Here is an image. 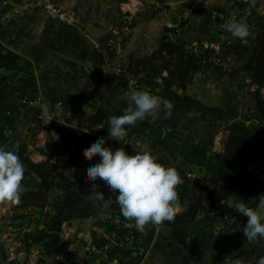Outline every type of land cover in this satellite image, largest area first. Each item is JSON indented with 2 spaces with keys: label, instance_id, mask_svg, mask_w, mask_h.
<instances>
[{
  "label": "crops",
  "instance_id": "crops-1",
  "mask_svg": "<svg viewBox=\"0 0 264 264\" xmlns=\"http://www.w3.org/2000/svg\"><path fill=\"white\" fill-rule=\"evenodd\" d=\"M0 2V53L16 59L22 69L0 66V147L17 154L26 146L28 157L36 163L47 161L51 151L52 121L65 122L66 113H72L77 132H87L86 124L95 113L93 104L107 103L128 109L124 98L131 93L135 80L121 73L132 57L153 54L160 46L167 28L183 19L187 29L184 35L188 45L203 50L211 49L216 41L218 22L215 11L232 9L234 0H160L164 10L154 9L155 0H3ZM134 13L129 32L121 7ZM257 11L251 0H242ZM246 22L252 32L245 41L229 34V43L219 53L206 57L187 93L208 106H224L240 99V84L250 82L242 66L248 47L255 37L256 28ZM171 25V26H169ZM220 55L221 59L217 58ZM214 57L221 72L214 70ZM166 71L164 72V76ZM168 73V72H167ZM161 82V79H158ZM253 87V86H252ZM88 110V111H87ZM64 116V117H63ZM177 129L184 141L204 140L212 146L216 134L215 151H221L223 131L215 132L217 123L197 114H186L174 107L171 117L163 112L149 116ZM100 128V126L98 127ZM212 132V135L208 136ZM97 138L106 135L93 133ZM107 139L106 147L124 148L130 155L147 146L158 160L174 166L189 177L201 174L197 166L185 162L182 155L174 160L147 137H134L124 146ZM183 141V142H184ZM181 147H185L181 143ZM187 148V147H185ZM68 158V156L66 157ZM100 157L86 158L69 170L54 175L53 187L48 194L46 223L36 243L26 239L37 226L40 209L22 207L27 192L35 190L40 178L25 167L22 181L24 191L18 204L0 201V263L2 264H98L82 259L76 245L67 239L74 230L91 228L103 214L106 206L116 199L106 184L97 180V191L105 201L93 200L92 182L87 178L89 166ZM238 199L219 203L232 213ZM176 213L182 211L179 202L173 205ZM206 201L196 220L189 226V238L179 244L172 230L163 227L156 232L154 245L148 248L136 263L121 259L119 264H258L264 256V238L249 243L245 236L219 227L218 218ZM26 215L30 224L19 226L17 215ZM67 224L63 229L62 224ZM44 245V254L37 255L38 245Z\"/></svg>",
  "mask_w": 264,
  "mask_h": 264
},
{
  "label": "trees",
  "instance_id": "trees-1",
  "mask_svg": "<svg viewBox=\"0 0 264 264\" xmlns=\"http://www.w3.org/2000/svg\"><path fill=\"white\" fill-rule=\"evenodd\" d=\"M239 5L243 8L248 6L246 2H239ZM250 23L256 28V33L244 57L242 69L248 73L251 85L256 87L253 91L256 118L238 117L229 105L227 108L208 106L187 93L189 85L203 67L205 58L211 57L214 52L205 49L201 55H196L187 49L188 43L184 37L171 41L166 34L163 35L159 48L153 54L132 57L127 68L120 70L135 80L132 91L147 90L170 100L177 111L200 115L217 124L226 125L229 130L223 151L211 150L203 139L184 141L175 126L168 128L167 124L159 120L153 122L151 117L138 121L131 127L124 141L114 140L115 145L124 146L134 137H147L152 140L154 146L161 147L174 160L177 158L176 154L182 155L186 163L200 169L201 174L196 177H189L185 171L180 172L184 182L177 187L179 198L176 202L181 204L182 211L176 213L174 221H166L161 226L171 228L172 237L179 244L188 240L189 226L196 220L206 201L213 207L222 201L227 202L235 198L246 206L255 208L259 196L264 194V160L259 163L264 156V14H258ZM185 24L186 21H183V25ZM171 31L174 32L175 28H167V32ZM217 58L221 59L220 55ZM0 66L22 69L16 59L2 53ZM213 67L218 73L221 72L218 65ZM165 71L168 72L167 76H164ZM158 79H161V82ZM91 106L95 113L87 121V132L79 134L72 119L50 123V128L57 138L51 139V151L47 154V161L33 162L28 157L26 146H20L17 152L23 165L40 178L37 188L25 194L21 205L40 209L37 226L31 232L25 233L31 244L36 243L43 232L38 228L42 222L46 223L48 217L45 208L48 194L53 187L54 175L84 161L87 158L83 154L84 150L97 139L93 133L108 136L109 118L113 115H123L127 110L122 106L107 103ZM181 143L187 148L181 147ZM257 163L258 173L249 169ZM26 217L22 214L15 216L19 226L31 223L26 221ZM155 230L156 228H153L151 238Z\"/></svg>",
  "mask_w": 264,
  "mask_h": 264
},
{
  "label": "clouds",
  "instance_id": "clouds-1",
  "mask_svg": "<svg viewBox=\"0 0 264 264\" xmlns=\"http://www.w3.org/2000/svg\"><path fill=\"white\" fill-rule=\"evenodd\" d=\"M251 4L256 6V0H251ZM257 11L264 14V6L258 7ZM226 30L241 41L252 35L249 25L242 20H229ZM124 98L131 106L123 115H113L108 121V138L119 142L125 140L129 129L138 121L159 112L169 118L174 110L170 100L147 90H133L125 93ZM106 143L105 137L97 138L83 153L87 158L100 157L99 162L91 164L88 169L87 178L92 182L89 197L105 201L104 193L97 191L95 182L99 179L110 191L118 193L116 203L122 216L134 220L138 231H143L146 225L155 226L160 231L166 221H174L176 211L173 205L179 198L177 187L184 182L180 171L160 162L147 146L130 155L124 148L113 150L106 147ZM24 178L25 167L18 155L0 147V201L18 204L24 191ZM235 210L248 217L243 231L249 243L264 238V194L259 196L255 208L239 202ZM258 264H264V256Z\"/></svg>",
  "mask_w": 264,
  "mask_h": 264
},
{
  "label": "built area",
  "instance_id": "built-area-1",
  "mask_svg": "<svg viewBox=\"0 0 264 264\" xmlns=\"http://www.w3.org/2000/svg\"><path fill=\"white\" fill-rule=\"evenodd\" d=\"M3 2L5 3V1ZM239 2L242 0H234L232 9L228 11L214 12V17L218 22L217 39L211 44L214 55L219 53L225 44L229 43L230 32L226 30V24L229 20L250 22L258 15L253 8L250 6L243 8ZM130 4L131 1H128L121 7L126 32L131 31L134 22V13L130 9H125V6ZM153 7L157 11L164 10V5L160 0H155ZM183 21L181 19L174 24V32L166 33L169 40L176 41L178 38L184 37L187 24L183 25ZM187 49L196 55H201L203 52V48L197 45L190 46L187 44ZM214 64H219L216 57H214ZM51 135L56 140L55 133L52 132ZM211 211L218 218L221 229L245 236L243 229L247 224L248 217L232 213L225 206L218 204L213 206ZM62 227L67 229V224L63 223ZM153 228L155 226L146 225L143 231H138L134 220H128L122 216L115 199L106 206L103 214L91 228L81 231L74 230L68 233L67 239L76 245L77 253L82 259L94 260L98 264H119L121 259L138 263L148 248L154 245L157 230L151 238ZM37 255H40L39 250H37Z\"/></svg>",
  "mask_w": 264,
  "mask_h": 264
},
{
  "label": "rangeland",
  "instance_id": "rangeland-1",
  "mask_svg": "<svg viewBox=\"0 0 264 264\" xmlns=\"http://www.w3.org/2000/svg\"><path fill=\"white\" fill-rule=\"evenodd\" d=\"M1 2H3V1H1ZM250 82H251V80H250ZM250 82H244L243 81L240 84V89H241L240 91H242L241 95H240V99H236V101H233L230 103L228 102L224 105V106H226V108L228 107V105L231 106L232 112L234 114H236L238 117H246L247 119H253V118L257 117V113L255 111V105H254V98H253V91L256 89V87L255 86L252 87ZM262 93L264 94V87L262 88ZM72 115H73L72 113L71 114L69 112L66 113L65 119L73 118ZM217 125H218V127L215 129V132L223 131V134L221 135L219 142L225 143V141L227 140V138L230 134L229 130L227 129L226 125H223V124H217ZM216 134H214V132H213V135H212V132H211L208 135V136H210V135L213 136L211 140L209 138V142L212 141L211 142L212 146H210L209 148L213 151H215L214 150L215 141H217ZM223 148H224V144H223ZM221 151H223V149ZM263 160H264V156L259 160V163ZM259 163L251 166L249 169L258 173V170L256 168H257V165ZM37 249L40 251V254H42V255L44 254V251H43L44 245L43 244L38 245ZM88 262H91V263L94 262L95 263L94 260H89Z\"/></svg>",
  "mask_w": 264,
  "mask_h": 264
},
{
  "label": "water",
  "instance_id": "water-1",
  "mask_svg": "<svg viewBox=\"0 0 264 264\" xmlns=\"http://www.w3.org/2000/svg\"><path fill=\"white\" fill-rule=\"evenodd\" d=\"M169 26H171V25H169ZM167 74H168V73L166 72L165 75H167ZM168 128H171V127L169 126Z\"/></svg>",
  "mask_w": 264,
  "mask_h": 264
}]
</instances>
